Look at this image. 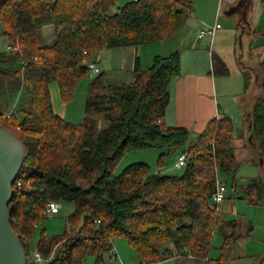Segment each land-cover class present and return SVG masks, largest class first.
<instances>
[{"label": "trees", "instance_id": "1", "mask_svg": "<svg viewBox=\"0 0 264 264\" xmlns=\"http://www.w3.org/2000/svg\"><path fill=\"white\" fill-rule=\"evenodd\" d=\"M116 2L0 0V19L10 41L8 52L0 50V79L17 81V89L29 94L24 107L6 112L10 118L3 119L0 109V124L28 148L9 205L13 228L30 257L38 226L50 218L44 216L45 208L65 201L75 205L65 233L38 237L43 263L84 264L92 254L96 264H107L104 256L111 255L116 237L128 240L140 264L182 253L206 260L219 236L216 262L225 264L241 235L236 221L222 218L212 196L221 173L231 177L239 167L235 126L228 116L216 117L190 141L188 129L163 124L170 85L181 74L178 52L156 56L145 68L136 57L129 83H112L105 72L93 75L81 124L67 122L54 109L53 84L69 101L92 73L87 61L106 49H138L166 40L192 14L191 0H137L112 13ZM45 26L55 27L56 40L40 45L38 34ZM261 91L251 113V144L264 166ZM164 148L186 149L188 163L181 174L164 175L146 163L115 174L126 153ZM262 183L248 185L256 204L264 198Z\"/></svg>", "mask_w": 264, "mask_h": 264}, {"label": "crops", "instance_id": "2", "mask_svg": "<svg viewBox=\"0 0 264 264\" xmlns=\"http://www.w3.org/2000/svg\"><path fill=\"white\" fill-rule=\"evenodd\" d=\"M134 1L137 0H117L112 13L122 8L119 3L126 5ZM191 1L192 14L190 18L173 36L159 43L136 49V53L132 55L133 64L127 77L131 82V73L135 67L136 57L140 58L141 66L145 68L156 56L167 57L178 52L181 59V74L170 85L171 101L163 124L166 127L188 129L190 141H195L206 130L212 119L220 115L222 117L228 116L235 126L233 147L238 166L242 164L255 166L258 151L251 144V113L255 104L253 98L256 101L257 96L264 89V1ZM222 20L224 23H230L228 27L224 26ZM228 20L232 21L229 22ZM217 24L221 25V28L216 31L214 37H199L202 30ZM46 27L55 30L54 26L43 28ZM42 38L45 39L43 32ZM243 39L250 46L257 45L255 50L261 56L258 77L253 88L249 71L239 70L237 67L235 71H230V74L228 70L218 72L215 63L216 57L224 63L225 67L229 68L228 66L232 62L230 61V51L226 53L227 46L230 47V43L236 45L239 40L243 42ZM249 92H252V100L245 108L240 99ZM259 165L262 166L260 160ZM236 174L229 176L232 179V185L226 184V198L219 205L222 218L227 221H236L238 233L241 235L232 248L230 260L225 264H255L260 257L250 252L253 247V240L256 238L254 234L255 225L251 221L250 213L253 211V205H264V198L258 204L254 203L253 197L248 192V185L252 180L248 181L247 184L240 185L236 180ZM216 241L219 242V245L215 247V250L219 249L222 244L221 239H216ZM263 246L264 244H262ZM210 260L212 263L218 264L211 257ZM154 264H206V260L191 253H182L174 254L171 258ZM260 264H264V258Z\"/></svg>", "mask_w": 264, "mask_h": 264}, {"label": "rangeland", "instance_id": "3", "mask_svg": "<svg viewBox=\"0 0 264 264\" xmlns=\"http://www.w3.org/2000/svg\"><path fill=\"white\" fill-rule=\"evenodd\" d=\"M125 5V4H124ZM119 3V6L123 7ZM231 22L232 20H228ZM222 23L225 27H228L230 23ZM211 27V26H210ZM41 32L38 34V42L40 45L52 44L55 41L56 32L50 27L40 29ZM5 27L0 19V50L4 52L9 51L10 41L9 38L4 35ZM42 32L45 35V39L42 38ZM239 39V36H238ZM256 46L246 43L243 39V42L238 41V44L230 43V47L227 46V52L231 54L230 61L232 62L227 68L229 74L230 71H235L242 69L243 71H249L250 78L252 80V88L255 86V80L258 77L259 63L261 61V56L256 52ZM232 48V49H231ZM136 53V49H106L101 52L94 61L98 59V67L101 73L106 72L108 79L112 83H127L129 82L128 72L131 70V65L133 64L132 55ZM236 60V61H235ZM234 62V63H233ZM215 63H217L215 57ZM222 66V64H219ZM17 63L15 64V67ZM148 65H146L147 67ZM221 66H217V71L224 70ZM251 71V72H250ZM93 74H89L84 77L78 84L73 98L69 101H64L61 98L59 88L56 84L51 86V93L53 99L54 109L57 114L62 116L67 122L73 124H81L85 118V105L88 96L89 85L91 83ZM0 79V109L4 112H9L16 110L20 107H24L28 99V91L25 88L17 89L16 85L18 82L9 83L4 82ZM252 92L246 93L240 99L241 104L247 108L248 104L252 100ZM231 103L234 104L233 101ZM253 103L255 99L253 98ZM238 117V116H237ZM238 119L236 118V121ZM241 123V121H238ZM236 122L237 124H239ZM103 123V122H102ZM105 123L101 124L104 127ZM181 148L173 149H148V150H139L126 153L123 158L120 160L117 169L115 171L116 175L121 174V172L132 164L137 163H146L151 166L153 171H159L164 175H178L183 172L182 168H175V163L178 161L179 155L181 154ZM258 154V153H257ZM163 157L161 158V156ZM257 162L255 166L251 164H242L239 165L236 180L240 185L247 184L250 180H259L261 179L264 187V166H258L259 155H257ZM219 179L229 186L232 185V179L229 176L221 173ZM251 182V181H250ZM75 211V205L70 202L61 201L60 202V211L56 216L46 218L41 221L38 226L37 232V241L38 237L44 233L48 237H56L65 233L67 230L66 221ZM251 221L254 223V234L256 235L255 240H253V247L251 248V254L259 256L260 258L255 264H260V261L264 258V205L254 206L253 211L250 213ZM216 239H221L219 236H216ZM215 239V247L219 245V242ZM37 241L31 247L30 253L33 254L37 250ZM220 248V247H219ZM115 254L118 256L117 259L112 258L110 254L104 256L107 264H140V259L130 246L127 239L123 237H116L114 241ZM263 254V255H262ZM210 257L213 260H217L220 257V250L215 248L211 251ZM170 261V260H167ZM43 264H48L44 262ZM84 264H96V257L92 254H88L85 257Z\"/></svg>", "mask_w": 264, "mask_h": 264}, {"label": "water", "instance_id": "4", "mask_svg": "<svg viewBox=\"0 0 264 264\" xmlns=\"http://www.w3.org/2000/svg\"><path fill=\"white\" fill-rule=\"evenodd\" d=\"M27 157L22 139L0 124V264H27V251L13 228L9 210L14 184Z\"/></svg>", "mask_w": 264, "mask_h": 264}, {"label": "built area", "instance_id": "5", "mask_svg": "<svg viewBox=\"0 0 264 264\" xmlns=\"http://www.w3.org/2000/svg\"><path fill=\"white\" fill-rule=\"evenodd\" d=\"M221 28V25H215L212 27H207L204 30L201 31V33L199 34V37L202 38L204 36H210V37H214L216 34V31L218 29ZM84 54H87V52H84ZM98 59L96 61H87L86 64L88 65L89 69L92 71L93 75H99L100 69L98 67ZM12 115V113H5L3 115V119H8L10 118ZM220 118H222V116H219ZM188 163V155L187 153H181L178 161L175 164L176 168H185L187 166ZM20 185V184H19ZM226 191H227V185L226 183H224L223 181H221L220 179H218L217 181V185H216V191L212 196V202L214 205L219 206L226 198ZM60 211V205L58 203L55 202H51L50 204L47 205V207L45 208L43 214L46 217H53L56 214H58ZM111 257L112 258H117L118 256L115 254V249L111 252ZM44 261V257L42 255V253L38 250H36L33 254L30 255V257H28L27 260V264H41ZM206 264H214L212 263V261L210 260V258L206 259Z\"/></svg>", "mask_w": 264, "mask_h": 264}]
</instances>
